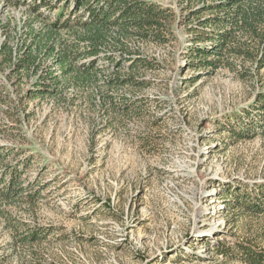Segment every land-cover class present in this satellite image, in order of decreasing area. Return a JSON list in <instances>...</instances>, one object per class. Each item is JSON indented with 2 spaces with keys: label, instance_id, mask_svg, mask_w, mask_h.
Returning <instances> with one entry per match:
<instances>
[{
  "label": "rangeland",
  "instance_id": "374dc122",
  "mask_svg": "<svg viewBox=\"0 0 264 264\" xmlns=\"http://www.w3.org/2000/svg\"><path fill=\"white\" fill-rule=\"evenodd\" d=\"M154 1L171 16L166 42L128 40L154 69L110 68L88 81L64 75L51 55L21 70L0 57V147L12 149L5 162L23 170L26 186L0 206V264L32 260L27 247L10 248L11 234L37 226L50 229L34 247L44 264H247L240 246L264 252L255 207L264 204V67L232 51L255 49L264 0L241 3L261 22L249 14L255 28L236 27L232 50L208 69L192 59L212 44L199 39L203 29H215L201 26L213 16L201 10L225 0ZM73 8L0 0V47L16 49V63L37 44L32 31L62 12L76 20ZM70 37L64 30L58 41ZM115 73L149 85L111 87Z\"/></svg>",
  "mask_w": 264,
  "mask_h": 264
},
{
  "label": "trees",
  "instance_id": "16d2710c",
  "mask_svg": "<svg viewBox=\"0 0 264 264\" xmlns=\"http://www.w3.org/2000/svg\"><path fill=\"white\" fill-rule=\"evenodd\" d=\"M243 1H220L201 10V12L208 10L213 15L207 20L200 21L201 26L214 27L215 29H203L208 32H203L199 39L212 44L205 48L196 47V53L192 56L195 66L206 69L218 67L225 52L232 50L230 42L233 39V30L239 26L243 29L247 27V29L253 30L255 28L253 21H248L249 14L252 13L255 21L261 22V18L256 12L246 13L243 11L241 8ZM198 12L200 11L195 14ZM201 14L199 13L197 16ZM71 15H75L76 20L70 17L63 21L64 12H62L55 23L43 25L41 32L32 31L37 44L34 47L26 44L27 52L16 63L17 50L11 46L2 45L0 47L1 64H13L20 70L30 68L31 65L36 68L41 65L42 57L51 55L64 75L73 74L91 81L102 77L103 73L110 68L121 70V68L128 67L134 73H138L140 69L147 70L157 67V62L154 59L131 50L128 40L138 39L143 42L160 44L166 42L167 38L164 36V32L168 30V20L171 16L158 2L154 0H74ZM64 30L69 32L73 38H63L58 41ZM255 43L256 50H251L248 47L247 50L240 48L232 51L244 55L252 62H259V68H263L264 55L259 57V52L264 53V34L259 37V40L256 39ZM210 57H214V60L209 59ZM215 58L217 59L215 60ZM105 81L111 87L124 86L129 83L149 85L144 80H136L133 74L122 76L115 73L113 77ZM56 82L59 83L58 80ZM37 92L43 93L42 90ZM0 99L8 101V98L3 97L1 87ZM122 100V105L127 111L134 108L131 105L133 102L131 99L123 98ZM112 102L115 103L114 100ZM12 154V149L6 146L0 147V206L4 202L20 197L26 190L21 174L23 170L5 162ZM34 196L28 194L29 199ZM235 202L237 207H246L242 200H235ZM255 207L264 211V204L263 206L255 204ZM49 233L50 229L39 226L24 230L16 228L11 234L13 243L10 248L16 251L18 247L22 246L31 250L32 260L26 261L21 256V264H44L42 258L40 259L38 256V250L34 247L43 242ZM240 247L238 251L245 263L264 264V252L255 253L248 246ZM5 261L7 262V259L2 260V262ZM2 262L0 261V263Z\"/></svg>",
  "mask_w": 264,
  "mask_h": 264
}]
</instances>
